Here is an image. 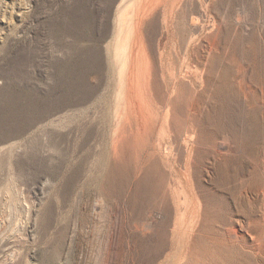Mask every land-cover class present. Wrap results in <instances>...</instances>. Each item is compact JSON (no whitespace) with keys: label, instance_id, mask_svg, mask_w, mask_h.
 Wrapping results in <instances>:
<instances>
[{"label":"rangeland","instance_id":"374dc122","mask_svg":"<svg viewBox=\"0 0 264 264\" xmlns=\"http://www.w3.org/2000/svg\"><path fill=\"white\" fill-rule=\"evenodd\" d=\"M147 1L0 0V264H264V0H159L130 65Z\"/></svg>","mask_w":264,"mask_h":264},{"label":"bare ground","instance_id":"6f19581e","mask_svg":"<svg viewBox=\"0 0 264 264\" xmlns=\"http://www.w3.org/2000/svg\"><path fill=\"white\" fill-rule=\"evenodd\" d=\"M158 2H159V0H148L146 2V4L143 5V7H140L138 9L137 14L134 15L133 18H130V26H129L128 33H127L128 41H129V56H128L127 61L130 63V65H131L132 60H133L134 52L137 51V46H138V43L140 40V26H141V22H142V19H143L145 13H147L146 10L149 7V5L157 4ZM124 36H126V34H124ZM129 68H130V66H129ZM186 198L188 201L191 200V203L193 204V201H192L190 195L187 194ZM186 211H188V209ZM184 216H186V214Z\"/></svg>","mask_w":264,"mask_h":264}]
</instances>
